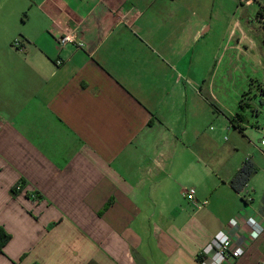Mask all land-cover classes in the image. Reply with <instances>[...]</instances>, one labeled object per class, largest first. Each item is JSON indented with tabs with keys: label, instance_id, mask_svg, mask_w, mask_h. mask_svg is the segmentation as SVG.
Masks as SVG:
<instances>
[{
	"label": "crops",
	"instance_id": "crops-1",
	"mask_svg": "<svg viewBox=\"0 0 264 264\" xmlns=\"http://www.w3.org/2000/svg\"><path fill=\"white\" fill-rule=\"evenodd\" d=\"M260 7L264 0L0 4V231L9 236L0 264H198L219 231L243 248L231 264H264L261 200L251 204L250 181L240 194L228 185L250 158L217 162L207 132L215 118L232 127L238 114L216 106L214 79L226 83L246 61L264 75ZM23 11L24 21L8 20ZM245 13L256 38L242 35ZM65 34L75 43L59 47ZM247 81L249 97L264 91ZM263 99L244 120L238 114L246 124L232 128L242 138L243 127L264 130ZM186 188L205 206L185 202ZM248 217L263 227L253 240Z\"/></svg>",
	"mask_w": 264,
	"mask_h": 264
},
{
	"label": "rangeland",
	"instance_id": "rangeland-1",
	"mask_svg": "<svg viewBox=\"0 0 264 264\" xmlns=\"http://www.w3.org/2000/svg\"><path fill=\"white\" fill-rule=\"evenodd\" d=\"M22 1L23 0H0V4L5 6H12L19 5ZM250 12L251 11H249V13ZM25 15L26 11H23V13H21V15H18L17 18L12 15V17L8 20H12L13 22L14 20H16L17 22L24 21ZM239 16V13H237L234 18H239ZM247 17L248 15L247 13H245V15H243L241 19L243 21L242 35L246 36L249 39L254 37L256 38V34L252 29L249 28L250 26L245 24L244 20ZM234 18L233 16H231L232 20H234ZM261 23L262 22H255L257 26L259 24L264 29V25ZM235 32L237 34H240L238 30H236ZM248 78L251 80H257L264 84V75L262 71L258 70L255 66L252 67L247 61L246 69L244 70V72L238 71L234 73V75H232L226 83H221L219 77L217 76L214 79L215 87L213 93L215 96L214 101L216 106L219 107L220 110H227L230 113L236 110L244 120L246 118V114L237 108V101L244 93L248 92V89H254L253 86L255 85H250V81H247ZM258 120L261 122L262 117ZM234 122L236 126H244L246 124L245 122H239L238 120H235ZM222 125V120H216V118L208 124V128L211 127V130L208 129L207 132L212 136L214 157L216 158L217 162H223V165L226 166L232 164L235 161L237 162L247 157L250 158L257 169V173L250 180V188H252L253 190L249 191V195L251 196L250 198H252L253 200L251 204L256 206L257 204H259L264 194V146L260 145L261 135L259 132H256L247 126L243 127V129L245 130L243 131L244 138H242L240 134L231 126H227L225 129L221 130ZM233 145L237 146L238 152H234L231 150ZM184 201L186 202L185 199Z\"/></svg>",
	"mask_w": 264,
	"mask_h": 264
},
{
	"label": "built area",
	"instance_id": "built-area-1",
	"mask_svg": "<svg viewBox=\"0 0 264 264\" xmlns=\"http://www.w3.org/2000/svg\"><path fill=\"white\" fill-rule=\"evenodd\" d=\"M57 43L59 47H63L69 43H75L72 34H65L58 38ZM79 45V44H78ZM80 46V45H79ZM13 47H20L19 40L13 42ZM61 60H56L55 65L59 66ZM260 145L264 146V130L261 133ZM22 190L21 183H18L13 188L15 193ZM183 198L193 209H201L206 202L200 203L196 200L195 190L193 188H186L183 190ZM246 203L250 202L248 196L243 197ZM244 225L247 228V234L250 239H255L263 233L262 225L255 219L248 217L244 220ZM243 254V248L234 243L231 236L225 231L217 232L212 239L206 244L196 255L198 264H231L239 259Z\"/></svg>",
	"mask_w": 264,
	"mask_h": 264
},
{
	"label": "trees",
	"instance_id": "trees-1",
	"mask_svg": "<svg viewBox=\"0 0 264 264\" xmlns=\"http://www.w3.org/2000/svg\"><path fill=\"white\" fill-rule=\"evenodd\" d=\"M257 17L264 20V8L263 7H260L258 9ZM255 88H256L257 93L254 95V97L253 96H252V98L249 97L250 96L249 92L244 93L240 97L239 102H238L239 110H241L243 112L246 110L251 111L250 104L252 103V100H254L256 97H258L259 99H260V97H262V99L264 98V96H263L264 91L261 89V87L256 86ZM239 117L240 116L237 114L236 116L231 117L229 120H230L232 127L234 129H237L240 132H242L241 127L239 125L236 126L234 123L235 120H238L239 122L243 121ZM256 173H257V169H256L255 165L253 164V162L249 159H246L245 161L242 162V164L240 165L238 170H236V172L233 174V176L228 181V185H229L230 189L234 193L240 194L243 191V189L247 186V184L249 183L251 178ZM13 194H14V191H13ZM241 200L243 201V203L245 205L247 204L243 197ZM261 203H262L261 212L264 214V194L261 198ZM8 239H9V236H7L5 233L0 231V252L3 248V246L8 241Z\"/></svg>",
	"mask_w": 264,
	"mask_h": 264
}]
</instances>
